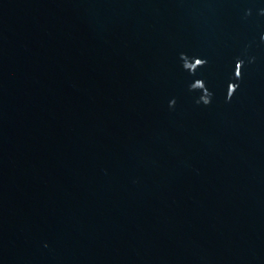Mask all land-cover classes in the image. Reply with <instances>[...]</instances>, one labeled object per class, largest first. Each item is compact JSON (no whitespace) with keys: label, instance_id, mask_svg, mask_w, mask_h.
Returning a JSON list of instances; mask_svg holds the SVG:
<instances>
[{"label":"water","instance_id":"1","mask_svg":"<svg viewBox=\"0 0 264 264\" xmlns=\"http://www.w3.org/2000/svg\"><path fill=\"white\" fill-rule=\"evenodd\" d=\"M0 264H264V0H0Z\"/></svg>","mask_w":264,"mask_h":264}]
</instances>
